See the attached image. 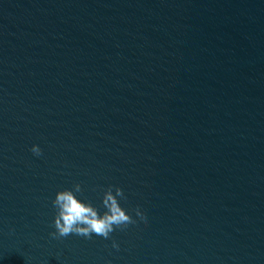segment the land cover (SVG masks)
<instances>
[{
  "label": "water",
  "instance_id": "95a60500",
  "mask_svg": "<svg viewBox=\"0 0 264 264\" xmlns=\"http://www.w3.org/2000/svg\"><path fill=\"white\" fill-rule=\"evenodd\" d=\"M0 264H264V0H0Z\"/></svg>",
  "mask_w": 264,
  "mask_h": 264
},
{
  "label": "clouds",
  "instance_id": "9594fccd",
  "mask_svg": "<svg viewBox=\"0 0 264 264\" xmlns=\"http://www.w3.org/2000/svg\"><path fill=\"white\" fill-rule=\"evenodd\" d=\"M31 150L34 154H40L36 146H33ZM53 204L58 207L54 226L60 236L77 234L90 237L95 233L98 236L109 238L114 226L133 222L131 216L119 206L111 193L105 199V205L109 210L103 216H98L94 208L82 203L67 190L59 192ZM143 219L146 222L144 217Z\"/></svg>",
  "mask_w": 264,
  "mask_h": 264
}]
</instances>
